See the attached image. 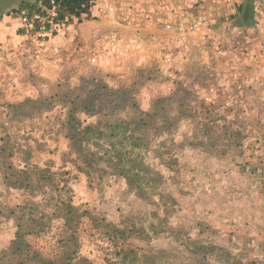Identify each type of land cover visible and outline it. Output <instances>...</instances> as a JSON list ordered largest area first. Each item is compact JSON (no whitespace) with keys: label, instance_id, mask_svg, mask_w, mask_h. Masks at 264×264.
Wrapping results in <instances>:
<instances>
[{"label":"crops","instance_id":"1","mask_svg":"<svg viewBox=\"0 0 264 264\" xmlns=\"http://www.w3.org/2000/svg\"><path fill=\"white\" fill-rule=\"evenodd\" d=\"M38 1L0 0V42L7 50L6 55L0 54V227L12 222L14 235L21 228L22 208L32 207L31 200L40 197L36 182L48 190V167L59 174L60 185L66 182L60 180L62 173L67 177L77 175L80 183L76 180L74 188L80 191L84 171L69 167L61 158L62 150L72 151L67 131L61 133L48 126L55 119L52 109L70 107L71 102L59 100L67 78L93 71L97 82L127 93L130 90L121 86L130 87L138 79L147 84L156 76L163 79L158 82L165 90L168 77L179 81L185 67L192 69L197 62L205 63L208 81L216 90L224 88L222 91L232 93L229 100L233 108L249 105L259 110L257 117L262 118L264 24L258 9L264 7V0H235L241 2L238 10L226 0H94L89 12L68 18L64 15L63 23L52 28L49 39L35 51L30 39L20 33L21 20L9 11L31 7ZM100 7L106 9L100 11ZM58 12L57 8L49 13L60 20ZM227 15L234 17L230 27L224 23ZM204 20L211 25L188 30ZM179 27H183V33ZM246 31L254 32L252 39H245ZM205 33L209 42L202 38ZM211 43L219 44L220 50ZM234 71L237 78L230 87L225 86ZM146 86L139 90L140 94L150 95L149 83ZM140 98L144 100L145 96ZM38 100L43 103L39 116ZM88 118L80 119L91 122ZM50 140L61 144L57 156H52L55 152L48 148ZM190 214L195 225L196 216ZM241 215H234L236 221ZM224 228L218 230L224 239L215 247L205 233L198 240L196 229L188 232L185 239L157 231L149 234L146 245L129 248L110 240L112 247L87 245L82 256L92 264H264V238H256L253 246H228L225 224ZM95 256L102 259L96 260Z\"/></svg>","mask_w":264,"mask_h":264},{"label":"rangeland","instance_id":"2","mask_svg":"<svg viewBox=\"0 0 264 264\" xmlns=\"http://www.w3.org/2000/svg\"><path fill=\"white\" fill-rule=\"evenodd\" d=\"M167 79L163 90L158 82L163 79L149 78L150 95L139 92L147 87L145 80L138 79L130 87L121 86L130 90L127 101L121 98L114 101L111 99L114 96H106L100 88L103 83L97 82L93 71L63 82L64 94L59 100L71 102L70 109H52L55 119L49 127L65 133L72 109L79 118H88L82 110L83 104L99 89L97 95L105 107L99 110L101 114L88 120L119 118L137 126L144 118V133L152 148L148 153L149 162L163 172L164 181L157 191H148V198H144L119 175L85 169L78 186L80 191L76 192L74 185L78 176L67 177L62 173L60 180L66 182L61 186L66 188V193L59 201L67 205L71 200L75 206L73 215L76 220L79 218L75 233L66 225L56 228L55 223H61L60 219L53 218L58 212L55 204L58 202L54 196L56 191L48 184V190L38 189L40 197L31 200L32 207L22 208L19 214L22 238L17 243L14 244L12 222L0 227V264H47V261L64 264L67 258L70 264H88L82 256V249L87 245L112 247L110 240L114 239L109 236L113 235L121 238L114 241L117 245L129 248L146 245L147 238H151L149 234L157 231H164L168 237L182 235L185 239L188 232L196 229L198 240L205 233L215 247L223 238L218 230L224 224L228 229L225 234L228 246H253L256 238H264V110L262 118H258L259 110L249 105L233 108L229 100L232 93L222 91L224 88L218 84L223 89L213 92L214 99H207L214 94H211L213 85L208 81L205 63L197 62L192 69L185 67L179 81ZM142 95L144 100L140 98ZM42 104L38 100V116L43 111ZM58 143L48 141V148L53 149L51 153L55 152L52 156H57L61 146ZM67 144L71 146L70 141ZM61 158L69 167L77 168L81 162L73 149L70 153L62 150ZM56 180H59L57 176ZM45 192L47 204L40 202ZM190 212L196 216L195 225ZM237 213H243L237 218L239 221L234 218ZM117 229L128 234L125 242ZM245 234L249 239H244Z\"/></svg>","mask_w":264,"mask_h":264},{"label":"trees","instance_id":"3","mask_svg":"<svg viewBox=\"0 0 264 264\" xmlns=\"http://www.w3.org/2000/svg\"><path fill=\"white\" fill-rule=\"evenodd\" d=\"M56 2L59 4L58 13L60 19L64 18L66 12L71 15L80 16L84 12H89L91 7L90 0H56ZM48 6H50L49 3ZM100 88L104 90L106 96H114L115 98H111L114 101L120 98L127 101V93L124 91L112 90L105 84H102ZM98 90L96 92L93 91L89 101L83 104L82 110L89 116L101 114L99 110L105 107V102L100 103V98L97 95ZM96 100H98L99 104H96ZM143 119H140L137 126H133V123L128 120L124 121L119 118L115 121L98 119L96 122H87L76 116L73 109L70 110L67 123V136L70 139L73 151L81 160L78 168L82 171L88 169L92 172L101 171L103 175H119L125 177L129 186L134 187L140 196L148 198V191H157L161 186L164 181V174L156 165L154 166L149 162L148 153L152 148L150 146L151 142L147 140L144 133L146 121ZM158 155L162 159V162L161 160L160 162L164 163L161 154ZM52 172L54 171L48 167V184L52 186V191H56L54 196L56 202H58V204L55 203L58 212L53 215V218L61 220V223H55L56 228L65 224L67 228H70V231L75 233L79 223V218L76 220L73 215V208L75 206L71 200L67 205L59 201V199H64L63 196L66 193V188L60 185L61 182L59 180H56L58 173L56 174L54 172L55 175H53ZM88 174L91 175V173ZM36 186L37 188L40 187V189L44 187L41 182H36ZM57 190L59 193H57ZM42 201L44 204L48 203V193L46 194L45 192L40 202ZM60 210L63 211L61 212ZM20 230L16 235L14 244L22 238ZM118 231L121 235H124L122 230L117 229ZM111 237H113L114 241L121 239L117 235ZM20 250H22L21 247ZM117 254L120 255V252L118 251ZM70 261L67 258L64 264H70ZM84 261L92 264L87 258H84ZM47 264L59 263L47 261Z\"/></svg>","mask_w":264,"mask_h":264},{"label":"built area","instance_id":"4","mask_svg":"<svg viewBox=\"0 0 264 264\" xmlns=\"http://www.w3.org/2000/svg\"><path fill=\"white\" fill-rule=\"evenodd\" d=\"M94 0H90V4L92 6ZM228 4L234 8V10H238L241 6V2H237L235 0H226ZM48 3L50 6H48ZM59 9V4L56 2V0H40L37 3L33 4L31 7H25L21 6L18 8H13L9 11V14L11 16L17 17L21 20V29L20 33L23 36H26L30 39L31 43L33 44L34 50L36 51L37 48H39V45L42 42H45L49 39L50 33L52 31V28H58L63 23V19L55 20L53 17L50 16L51 11ZM105 7H100V11H104ZM107 9H113L111 6H108ZM44 13L46 15H44ZM53 16V15H52ZM66 18L70 17L71 14L65 13ZM233 16V15H232ZM231 15H227L224 17V23L228 27L231 26L233 18ZM258 16L263 19L264 24V7H259L258 9ZM65 18V19H66ZM259 23V22H258ZM211 25L210 21L204 20L203 23L198 24L194 23L189 27V31H196L201 26L209 27ZM179 32H184L183 27L178 28ZM254 36V32L252 31H246L245 33V39L250 40ZM203 40L205 42H209L208 34H203L202 36ZM211 46H214L216 50H220V45L211 43ZM0 54L6 55L7 50L3 46V44L0 42ZM95 61V59H92ZM237 78V72H232L231 79L226 80L225 86L230 87L234 80ZM216 92V88L214 86L211 87V94H214ZM216 97V94L210 95L207 97V99L212 100Z\"/></svg>","mask_w":264,"mask_h":264}]
</instances>
